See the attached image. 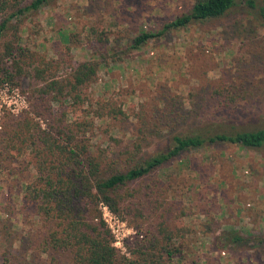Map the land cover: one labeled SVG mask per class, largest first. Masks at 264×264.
Listing matches in <instances>:
<instances>
[{
  "label": "rangeland",
  "instance_id": "1",
  "mask_svg": "<svg viewBox=\"0 0 264 264\" xmlns=\"http://www.w3.org/2000/svg\"><path fill=\"white\" fill-rule=\"evenodd\" d=\"M196 1L50 0L21 20L19 45L36 57L74 63L100 60L98 52L105 57L84 92L93 108L107 103L126 114V119H94L92 136V144L105 149L121 170L165 151L174 136L264 129V20L259 12L264 0H235L220 18L170 29L131 49L139 34L162 31ZM98 34L108 41L106 48L100 47ZM60 63L58 75L68 68ZM28 94V79L1 86L0 122L28 111ZM80 116L71 105L68 118ZM131 156L134 161L121 167ZM32 172L29 167L23 176ZM26 181L0 169V264H70L67 256L43 249L38 217L23 210ZM154 181L169 188L166 193L148 190L143 202L151 209L157 201L172 204L167 212L156 207L154 213L162 214L169 227L186 230L183 255L172 264H264V243L257 239L215 245L216 237L230 230L244 238L264 236V146L216 143L187 149L142 185ZM115 230L113 241H122L130 256L135 230L125 222Z\"/></svg>",
  "mask_w": 264,
  "mask_h": 264
},
{
  "label": "trees",
  "instance_id": "2",
  "mask_svg": "<svg viewBox=\"0 0 264 264\" xmlns=\"http://www.w3.org/2000/svg\"><path fill=\"white\" fill-rule=\"evenodd\" d=\"M49 2L0 0V87L28 79L30 105L19 117L9 116L0 122V169L22 181L28 179L22 184L23 210L38 217L45 251L67 256L70 264H172L183 255L180 242L186 230L169 227L162 214L154 213L156 207L167 212L172 204L157 201L151 209L143 202L148 190L166 193L169 186L163 189L160 181L142 184L187 149L230 143L260 150L264 129L211 137L174 136L165 151L127 167L135 159L131 156L121 166L127 168L121 170L105 149L92 144L97 128L94 119H126L125 112L111 104L95 103L93 108L84 92L104 63L102 53L98 52L100 60L74 63L66 58L45 60L19 45L22 18ZM247 4L255 6L253 1ZM234 5L235 0H198L188 13L176 17L162 31L139 34L131 49L170 29L220 18ZM259 12L264 20V8ZM98 36L100 47L106 48L108 41L102 42L103 34ZM60 62L68 67L62 75L57 74ZM69 104L80 110L82 117L69 119ZM135 147L139 152L140 147ZM29 167L33 172L23 176ZM130 184H137L135 189H139L130 190ZM101 205L135 230L130 256L114 247ZM254 239L264 243V236L244 238L230 230L216 237L215 245L226 247Z\"/></svg>",
  "mask_w": 264,
  "mask_h": 264
},
{
  "label": "built area",
  "instance_id": "3",
  "mask_svg": "<svg viewBox=\"0 0 264 264\" xmlns=\"http://www.w3.org/2000/svg\"><path fill=\"white\" fill-rule=\"evenodd\" d=\"M100 211L102 214V219L106 223L108 229L111 232L112 237L114 239H118L117 233L115 228L118 230L120 226H124V222H122L117 216H115L106 206L101 205ZM119 244V246H117ZM123 242H114L113 245L116 247L122 254H124L125 248L122 246ZM127 255V254H124Z\"/></svg>",
  "mask_w": 264,
  "mask_h": 264
},
{
  "label": "flooded vegetation",
  "instance_id": "4",
  "mask_svg": "<svg viewBox=\"0 0 264 264\" xmlns=\"http://www.w3.org/2000/svg\"><path fill=\"white\" fill-rule=\"evenodd\" d=\"M264 146V145H263Z\"/></svg>",
  "mask_w": 264,
  "mask_h": 264
}]
</instances>
